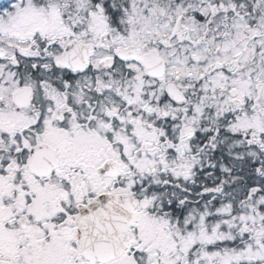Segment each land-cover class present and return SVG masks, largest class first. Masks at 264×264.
Wrapping results in <instances>:
<instances>
[{"label": "snow or ice", "instance_id": "6c2138e0", "mask_svg": "<svg viewBox=\"0 0 264 264\" xmlns=\"http://www.w3.org/2000/svg\"><path fill=\"white\" fill-rule=\"evenodd\" d=\"M0 264H264V0H0Z\"/></svg>", "mask_w": 264, "mask_h": 264}]
</instances>
